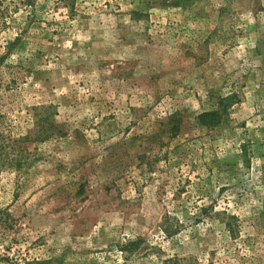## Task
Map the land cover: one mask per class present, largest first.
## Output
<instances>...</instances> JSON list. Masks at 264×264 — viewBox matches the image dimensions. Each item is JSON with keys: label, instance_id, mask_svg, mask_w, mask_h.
Instances as JSON below:
<instances>
[{"label": "rangeland", "instance_id": "obj_1", "mask_svg": "<svg viewBox=\"0 0 264 264\" xmlns=\"http://www.w3.org/2000/svg\"><path fill=\"white\" fill-rule=\"evenodd\" d=\"M0 57L1 143L63 125L2 151L0 264H264V0H0Z\"/></svg>", "mask_w": 264, "mask_h": 264}, {"label": "trees", "instance_id": "obj_2", "mask_svg": "<svg viewBox=\"0 0 264 264\" xmlns=\"http://www.w3.org/2000/svg\"><path fill=\"white\" fill-rule=\"evenodd\" d=\"M12 45V42L9 43ZM11 48L8 47L6 53H9ZM3 57H0V61ZM218 110L206 111L200 115L205 124L216 125L218 121ZM218 116V117H217ZM205 118V120L203 119ZM63 125L55 119V113L51 110V106H39L34 108L33 112V124L25 135L18 138H8L7 145L1 143L0 139V157L3 154L4 147L7 146V150L12 153L18 154L25 148V142H43L53 135L63 134ZM4 142V138L2 139ZM8 152V151H7Z\"/></svg>", "mask_w": 264, "mask_h": 264}]
</instances>
